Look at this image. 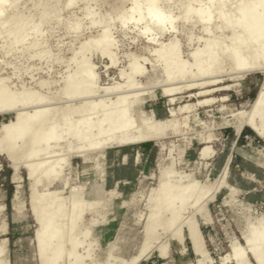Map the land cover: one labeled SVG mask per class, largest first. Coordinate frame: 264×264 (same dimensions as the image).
Here are the masks:
<instances>
[{
	"label": "rangeland",
	"instance_id": "374dc122",
	"mask_svg": "<svg viewBox=\"0 0 264 264\" xmlns=\"http://www.w3.org/2000/svg\"><path fill=\"white\" fill-rule=\"evenodd\" d=\"M43 1L17 0L13 8L4 12L22 10L26 37L22 42L13 43L6 34L0 35V78H6L11 89L20 90L24 85L37 94H56L64 80L77 77L82 63L88 61L98 77L95 95H103L104 86L123 83L125 78L119 77V70L128 72L130 60L136 59L144 70L134 77L138 92L128 100L129 108L140 132H145L149 124L154 136L88 150L84 147L83 151L77 148L69 150V155L62 153L67 159L62 161L63 164L61 162L58 175L49 186L45 185L46 179L36 183V192L53 191L58 197H64L69 196L71 190L85 202H100L97 206L93 204L95 207L85 206L76 225L75 238L83 241L78 253H89L92 259L87 258L86 262L116 264L119 258L127 261L139 252L144 239V220L149 213L148 196L158 181L162 177L173 182L183 176L186 181L195 179L209 192L206 196L213 194L207 205L209 223L200 225V229L212 264H223L222 258L231 253L232 239L244 245L242 232L252 226H261L258 220L264 216V136H258L244 126L235 139L236 122L230 116L238 109L249 107L263 74L254 72L222 77L221 88L211 97L225 99L209 105L198 104L204 99L198 91L165 94L160 67L151 66L157 54L148 52L154 46V50L158 46L159 49L168 43L167 39L175 37L182 57L191 60V52H188L195 49L193 46L197 43L201 47V35L207 37L200 30L202 23H195V18L186 21L181 18L184 6L190 2L195 5V1L159 0L164 13L173 17L175 28L172 31L171 25L166 23V30L161 35L144 34L142 23L119 21L120 16L128 15L131 0H59L55 11L51 1L45 8L48 15L40 23V2ZM136 1L140 6L145 2ZM230 2L234 5L237 1ZM35 24L39 26L37 29L32 28ZM104 30L111 37L110 52L114 64L89 42ZM153 36L159 42L156 39L155 42ZM104 97L107 104L115 99L113 92ZM184 106L186 109L182 110ZM173 108L176 111L171 114ZM7 117L12 114H0V122ZM132 131L130 135L137 134L136 130ZM208 136L211 141L206 143ZM207 144L210 147L203 154L201 150ZM185 179L180 182H186ZM31 184L27 170L22 165L16 170L0 153V228L1 222L5 223V232L0 230V241L6 238L4 254L9 264H41L34 239L37 226L30 212ZM166 232L162 234L158 230L161 238L152 243L147 255L144 254L137 264L167 261L159 256L157 247L169 236L171 229L168 234ZM170 247L173 264H181L173 245ZM182 259L190 260L189 264L198 262L190 245ZM228 260L225 264H235ZM62 262L66 264L65 260Z\"/></svg>",
	"mask_w": 264,
	"mask_h": 264
},
{
	"label": "bare ground",
	"instance_id": "6f19581e",
	"mask_svg": "<svg viewBox=\"0 0 264 264\" xmlns=\"http://www.w3.org/2000/svg\"><path fill=\"white\" fill-rule=\"evenodd\" d=\"M51 1L54 11L57 10L59 0L40 2V23L44 16L48 15L45 8L51 4ZM193 1L196 2L195 5L190 2L184 6L181 18L185 21L195 18V23L198 21L202 23L203 27L200 30L207 34V37L201 35L203 38L201 47L197 43L198 46L194 45L195 49L188 52H191L189 54L191 60L182 57L183 54L181 55L179 43L175 37L167 39L168 43L160 45L159 49L158 46L157 50H154V46V49L150 48L148 52L157 54L151 61V66L160 67L162 79H159L167 86L166 88L164 86L163 92L170 94L198 91V95L204 96L198 104L209 105L225 99V97L218 99L211 97L212 93L220 87L222 77L262 73L263 80L249 107L238 109L230 116L235 118L236 122L235 139L244 126L263 137L264 0H236L234 5L232 2L229 4V0ZM131 2L128 15L119 18L121 23L126 20L142 23L144 34L151 32L160 34L166 30V23L171 25L172 31H175L172 24L173 17L164 13L159 0H145L143 6H140L136 0ZM16 3L17 0H0V35L6 34L13 43L22 42L26 37L23 31L22 10L4 14L7 8H13ZM149 22L152 24L149 25ZM37 27H39L38 24H35L32 28L37 29ZM226 31L229 32L228 35ZM153 37H150V40H153ZM191 38L190 36V39H187L191 42ZM197 38L200 37L197 36ZM89 42H93L102 53L109 57L110 64L115 63L110 52L111 37L106 30ZM161 43L163 44L162 41ZM82 65L77 77L64 80L62 87L55 91L56 94L50 95L37 94L24 85L20 90L11 89L7 79L0 78V114H12V117H7V120L0 122V153L6 156L16 170L19 165H22L27 170L29 179L32 180L29 204L37 226L34 239L41 264H60L63 260L66 264L92 262L88 252L78 253V248L83 241L75 238V228L85 206L91 207L93 204L97 206L98 201L96 204L85 202L71 190L69 196L64 197H58L53 191L38 194L35 190L36 183L46 179L45 185L49 186L58 175L62 161L67 159L62 156L65 153L69 155L70 153L67 154L69 150L71 152L84 147L87 148L86 150L94 149L113 142L119 145L154 136L149 124L145 132L144 130L140 132L139 125H135L129 108L128 100L136 95L135 88L138 87L134 77L142 74L144 70L136 59L130 60L128 72L119 70V77L125 78L123 83L116 82V84L104 86L103 95H95L98 93L96 89L98 77L88 61L83 62ZM112 92L115 99L112 98L111 101L107 98L110 101L108 104L105 103L104 96ZM175 111L176 108L171 109V114ZM133 129L139 132L134 134ZM131 131L132 135H130ZM205 139L206 143L211 141L210 136ZM209 147L210 145L207 144L201 152L204 154ZM64 148L68 151L66 152ZM162 178L148 196L149 213L144 220V239L139 252L127 261L122 258L115 259L119 262L116 264H137L152 243L161 238L158 230L164 234L170 229V234L166 232L169 236L165 237L166 239L163 238L165 240L160 241L157 246L159 256L167 259L163 264L174 263L170 253L172 245L181 259V264L190 263V260L182 259L189 245L198 258L196 264H212L200 225L209 223L207 205L212 200L213 194L206 196L207 189H203L204 186L200 187L195 179L189 178L186 181V176L180 177L185 179L186 182L183 183L180 182V178L174 182L169 181L168 178L167 180ZM263 220L264 216L258 220L261 226H252L242 232L241 239L244 245L232 239L229 244L231 253L223 257L221 263L225 264L229 261L228 259H231L235 264H264ZM1 224L2 230L1 228L0 230L5 232V223L1 222ZM5 243L6 238H3L0 241V264H9L4 254ZM87 258H91V262H86Z\"/></svg>",
	"mask_w": 264,
	"mask_h": 264
}]
</instances>
